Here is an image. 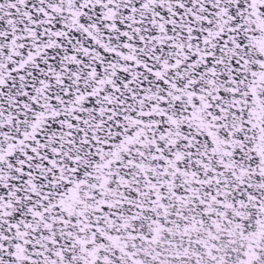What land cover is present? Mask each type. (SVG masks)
Segmentation results:
<instances>
[{
	"label": "snow or ice",
	"instance_id": "6c2138e0",
	"mask_svg": "<svg viewBox=\"0 0 264 264\" xmlns=\"http://www.w3.org/2000/svg\"><path fill=\"white\" fill-rule=\"evenodd\" d=\"M0 264H264V0H0Z\"/></svg>",
	"mask_w": 264,
	"mask_h": 264
}]
</instances>
